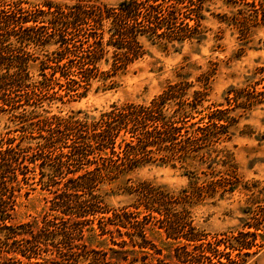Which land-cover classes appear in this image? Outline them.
<instances>
[{"label":"rangeland","instance_id":"obj_1","mask_svg":"<svg viewBox=\"0 0 264 264\" xmlns=\"http://www.w3.org/2000/svg\"><path fill=\"white\" fill-rule=\"evenodd\" d=\"M5 1H22L24 7L40 6L43 2ZM54 1L74 3V0ZM91 1L108 8L123 0ZM262 11L264 0L195 1L184 9L186 16L197 17L198 22L186 19L196 28L193 38L173 45L141 38L146 51L142 58L130 64L126 71L106 76V80L101 75L90 79L88 89L78 91L73 90L72 82L48 81L42 76L45 73L47 78L51 77L52 70L42 72L41 67L54 66L51 59L59 48L56 42L59 27L52 26L50 20L41 24L39 35L46 41L39 46L32 43L23 46L20 51L31 54L27 81L31 86L9 91L7 99L18 102L15 110L2 106L0 101V140H3L0 146L4 149L7 142L13 143L19 155L27 159L25 164L32 168L27 175L30 186L15 191L17 201L11 223L17 226L45 214L51 199L58 195L54 192L65 182V178L56 179L48 186L54 176L53 166L57 164L55 155L61 150L69 152L72 140H55L48 148L39 147L44 138L54 136L49 134L45 119L72 116L90 124L99 121L114 105H149L166 90H173V97L162 108V114L182 127L178 133L181 135L174 136L184 141L182 146L189 148L188 142L194 140L191 123L203 125L210 118H221L225 127H213L197 134L200 139L192 144L198 142L199 153L186 160L176 156L177 152L173 158L163 160V154L153 146L148 148L150 157L157 160L142 162L131 170H117L115 164H109L110 169H115L110 170L108 161L103 162L96 154L93 165L97 170L91 176L96 183L90 185L91 190L81 188L71 198L87 204L101 202L109 211L101 215L105 217L137 201L143 210V201H149L160 213L156 216L165 219L166 227L177 228L175 232L179 231V235H198L217 242L219 245L215 247L224 251L226 257L222 263L264 264V22L258 20ZM80 27L84 33H96L87 30V25ZM104 30L105 42L108 21ZM83 32L77 37L75 30L71 31L66 35L67 40L70 43L81 40ZM10 42L18 46L14 36ZM76 44L77 52L81 51L82 45ZM97 67L100 71L110 69L105 60ZM172 149L176 151L175 147ZM30 158L36 159V164H30ZM141 185L147 190L141 189ZM51 205L58 208L54 203ZM65 226L74 228L71 221L62 225ZM159 231L164 235L163 229ZM163 241L176 243L164 237ZM55 246L66 251L63 243ZM93 246L107 248L108 241L103 243L97 238Z\"/></svg>","mask_w":264,"mask_h":264},{"label":"trees","instance_id":"obj_2","mask_svg":"<svg viewBox=\"0 0 264 264\" xmlns=\"http://www.w3.org/2000/svg\"><path fill=\"white\" fill-rule=\"evenodd\" d=\"M195 1L200 2L123 0L116 7L107 8L91 0H74L72 5L43 0L36 7H24L22 1L0 0L2 106L17 109L18 102L7 99L9 91L31 86L27 84L31 54L20 51L23 46L31 43L39 46L46 41L39 35L41 24L50 20L52 26L59 27L56 38L59 48L56 57L51 59L54 66L41 67L42 72L52 70L51 77L47 78L45 73L42 76L48 81L64 79L67 83L72 82L74 91L87 90L90 79L101 75L106 80V76L124 72L130 64L142 58L146 51L141 38L164 45L193 38L196 28L186 19L198 22L197 17L186 16L184 9ZM40 17L48 19L45 21ZM262 19L264 22L263 11L258 20ZM105 21H108V39L104 42ZM82 24L96 33H84L82 27L78 28L84 26ZM74 30L77 37H81L83 32L84 40L81 38L70 43L66 35ZM13 36L18 46L10 42ZM76 42L82 45L81 51L77 52ZM102 60L110 65L108 71L98 69L97 65ZM172 97L173 90H166L149 105H114L99 121L90 124L74 120L72 116L45 119L44 123L50 127L49 134L54 136L44 138L45 142L39 147L48 148L55 140H72L73 146L69 152L61 150L55 155L57 164L53 166L54 176H51L48 186L54 184L56 179L65 178V182L54 192L58 195L51 199V204H56L58 208L49 204L45 214L17 226L11 223L17 201L15 191L23 189L25 185L30 186L27 175L32 168L25 164L27 159L19 155L13 143L7 142L4 149L0 146V264H229L222 263L221 260L226 257L224 251L215 247L219 245L217 242H209L198 235H179V231L175 232L177 228L166 227L165 219L156 216L160 213L149 201H143V210L137 201V204L113 211L111 217H105L101 215L109 211L101 206V202L87 204L71 198L77 196L81 188L88 190L92 183H96L91 177L97 170L93 165L96 154L103 162L108 161L109 169V164H115L117 170H131L142 162L157 160L150 157L148 148L153 146L163 154V160L173 158L175 152L176 156L186 160L199 153L198 142L192 144L200 139L197 134L213 127H225L221 118H210L203 125L191 123L192 134H195L194 140L188 142L191 148L182 146L184 141L174 138L181 135L178 133L182 127H177L176 122L162 114V108ZM122 131L124 135L120 134ZM2 144L3 140H0ZM174 147L176 151L172 149ZM35 160L30 158L28 162L36 164ZM40 166L43 167V163ZM141 186V189L147 190L144 185ZM54 199L58 201L54 202ZM138 200H142L139 195ZM68 221L74 227L72 230L67 226L62 227ZM162 229L164 235L159 231ZM106 236L108 239L104 238ZM163 237L176 243H165ZM97 238L103 243L108 241V247H94ZM55 242L63 243L66 251L56 247ZM226 248L232 250L231 247Z\"/></svg>","mask_w":264,"mask_h":264}]
</instances>
